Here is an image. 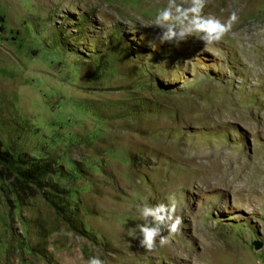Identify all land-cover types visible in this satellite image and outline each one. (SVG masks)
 Returning a JSON list of instances; mask_svg holds the SVG:
<instances>
[{
	"label": "rangeland",
	"instance_id": "1",
	"mask_svg": "<svg viewBox=\"0 0 264 264\" xmlns=\"http://www.w3.org/2000/svg\"><path fill=\"white\" fill-rule=\"evenodd\" d=\"M168 2L0 0L2 148L51 170L0 175V264H264V0H208L237 16L208 45L141 25ZM170 198L147 251L141 209Z\"/></svg>",
	"mask_w": 264,
	"mask_h": 264
},
{
	"label": "clouds",
	"instance_id": "2",
	"mask_svg": "<svg viewBox=\"0 0 264 264\" xmlns=\"http://www.w3.org/2000/svg\"><path fill=\"white\" fill-rule=\"evenodd\" d=\"M208 0H190V6L184 7L178 4L177 0H169L167 7L156 15L154 22L150 25L141 24L144 27H155L159 31V40L163 42L186 41L190 37L208 45L219 42L231 30L237 16L231 15L225 23L213 16L204 15V8ZM177 206L171 200L168 204L159 203L155 206L145 204L142 209L143 223L137 224L141 233L140 246L147 251H152L159 245L163 247L169 241L163 234L164 231L176 233L180 230L182 220L175 216ZM88 264H104L98 257H90Z\"/></svg>",
	"mask_w": 264,
	"mask_h": 264
},
{
	"label": "trees",
	"instance_id": "3",
	"mask_svg": "<svg viewBox=\"0 0 264 264\" xmlns=\"http://www.w3.org/2000/svg\"><path fill=\"white\" fill-rule=\"evenodd\" d=\"M3 144L0 141V175L5 177L7 180H11L14 183L25 184L35 183L37 178L43 176L45 173L51 171L48 163H40L37 162L35 164L28 165L25 169H20L18 175L19 178L13 177V173L15 172V160L13 156L6 151L3 150ZM21 161V160H20ZM19 169V168H18ZM22 181V182H20Z\"/></svg>",
	"mask_w": 264,
	"mask_h": 264
},
{
	"label": "water",
	"instance_id": "4",
	"mask_svg": "<svg viewBox=\"0 0 264 264\" xmlns=\"http://www.w3.org/2000/svg\"><path fill=\"white\" fill-rule=\"evenodd\" d=\"M255 245H256V248L257 249H260L262 247V244L261 243H255Z\"/></svg>",
	"mask_w": 264,
	"mask_h": 264
}]
</instances>
